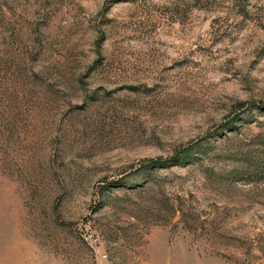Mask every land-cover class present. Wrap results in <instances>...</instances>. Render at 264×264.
Instances as JSON below:
<instances>
[{
    "label": "rangeland",
    "instance_id": "1",
    "mask_svg": "<svg viewBox=\"0 0 264 264\" xmlns=\"http://www.w3.org/2000/svg\"><path fill=\"white\" fill-rule=\"evenodd\" d=\"M259 101L264 0H0V264H264Z\"/></svg>",
    "mask_w": 264,
    "mask_h": 264
},
{
    "label": "trees",
    "instance_id": "2",
    "mask_svg": "<svg viewBox=\"0 0 264 264\" xmlns=\"http://www.w3.org/2000/svg\"><path fill=\"white\" fill-rule=\"evenodd\" d=\"M253 106L257 109H259L260 111L264 112V102H257V103H253ZM226 123V122H225ZM180 156V153H176L175 155L169 157V158H161V157H155V158H149L146 159L145 161H143V163H141L134 171H132L133 173L139 172L143 169H146L148 167H161V166H165L166 164H168L171 161H176Z\"/></svg>",
    "mask_w": 264,
    "mask_h": 264
}]
</instances>
